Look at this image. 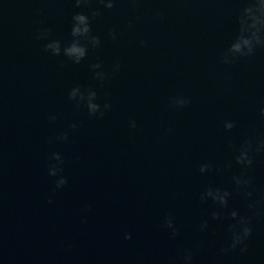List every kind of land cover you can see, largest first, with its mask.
I'll list each match as a JSON object with an SVG mask.
<instances>
[{"label":"clouds","instance_id":"1","mask_svg":"<svg viewBox=\"0 0 264 264\" xmlns=\"http://www.w3.org/2000/svg\"><path fill=\"white\" fill-rule=\"evenodd\" d=\"M104 2L105 7L111 9L114 6V0H102ZM81 3H87V0H76V6L79 7ZM98 14V13H94ZM74 25L72 28V35L74 37H82L94 46L99 45L100 41L97 37L90 36L91 27L89 17L85 14L78 13L73 17ZM250 21V23H249ZM240 36L238 39L242 40L243 45L247 48V52L241 51V44L237 43L233 45L232 51L240 53V55L250 54L253 50V42L256 44L261 43V39L259 36V32L262 28H264V0H254V3L245 8L244 15L240 19ZM246 26V27H245ZM250 32V35L245 38V33ZM86 46L82 45L79 40H75L69 47L66 48V53L68 56L75 55L77 57L76 62L78 63L85 55H86ZM56 53L59 54V43L57 42ZM98 67V65H97ZM187 101L181 100L180 106H183ZM262 114H264V110H262ZM134 126V125H133ZM234 127L232 122H225V128L227 130H231ZM253 150L251 142H245L239 149V155L236 157V163L244 165L246 168H249L253 164V160L250 158L249 153ZM259 151V148L256 149ZM209 170V165H202L200 171L203 173ZM235 183L238 188L250 185L251 181L242 180L241 178H235ZM231 193L227 190L220 189H208L206 192V197H210L215 203L219 204L222 208H226L228 205V198ZM245 195L250 197L252 195L251 192L246 191ZM205 196H202L203 200ZM221 217V213L214 211L212 213V218L219 219ZM230 218L235 221L234 224L229 226V230L231 232V243L230 245L222 249V251H233L237 247L240 248L241 252L247 251L246 241L252 234V228L249 226L251 221L249 218L245 216H238L236 211H232L230 213ZM167 226L173 228V235L176 234L177 230L173 227L172 222L167 221ZM207 223L205 222L202 225V228H206ZM126 239H131L130 236L125 237ZM192 255L191 253L186 254L185 260L191 261Z\"/></svg>","mask_w":264,"mask_h":264}]
</instances>
